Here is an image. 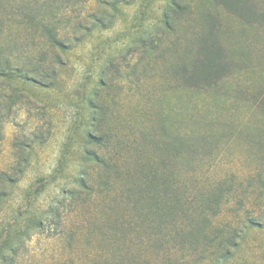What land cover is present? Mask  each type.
Returning a JSON list of instances; mask_svg holds the SVG:
<instances>
[{
    "label": "rangeland",
    "instance_id": "obj_1",
    "mask_svg": "<svg viewBox=\"0 0 264 264\" xmlns=\"http://www.w3.org/2000/svg\"><path fill=\"white\" fill-rule=\"evenodd\" d=\"M175 1L0 0V62L40 69L0 78L1 264H264V26ZM209 11L230 68L189 87Z\"/></svg>",
    "mask_w": 264,
    "mask_h": 264
},
{
    "label": "trees",
    "instance_id": "obj_2",
    "mask_svg": "<svg viewBox=\"0 0 264 264\" xmlns=\"http://www.w3.org/2000/svg\"><path fill=\"white\" fill-rule=\"evenodd\" d=\"M223 8L234 15L236 18L241 20L244 23L249 24H259L264 26V9H259L258 6L254 3V0H214ZM172 4L178 6L175 0H170ZM31 15V14H30ZM45 12L38 14V16H32L33 21L37 24L42 37L46 39V41L54 48L58 50L64 51L67 48L66 40L59 35V30L57 27V23L59 20L55 22H50V20H46ZM53 17H55L53 15ZM52 17V18H53ZM101 14H96L94 20L101 25L103 20H101ZM204 22V27L201 31L198 32L196 39L194 41V58L188 63H183L179 65L177 73L180 75L182 83L189 87L200 88L205 86V84L216 77L222 76L229 71V59L226 54V50L219 35L218 28V20L217 16L212 12H205L202 18ZM163 22L165 25L170 24L169 15L166 11L163 13ZM148 49H152L151 46ZM37 67V66H35ZM33 67L32 69H26L22 66H12L6 65L0 62V78L5 80L17 79L21 80L24 83H32L36 82L37 68ZM39 68V67H38ZM44 70L41 69V74ZM51 75V74H50ZM47 75L46 78L49 79ZM44 80L43 78H40ZM41 80L38 82L41 83ZM88 138L91 141H95L97 143L101 140L102 142L105 138L104 134L100 136L88 134ZM95 159L96 155L92 153ZM4 195V189L0 187V197ZM210 196L208 197V199ZM214 198H219V196H215ZM209 201V200H208ZM40 219H34L32 223L38 224L40 223ZM28 232V230H26ZM27 232L24 233L27 234ZM18 240V239H17ZM2 241L0 244V264L5 260L6 249H8L9 242ZM13 241V240H12Z\"/></svg>",
    "mask_w": 264,
    "mask_h": 264
}]
</instances>
